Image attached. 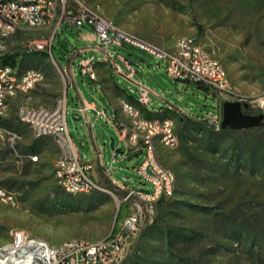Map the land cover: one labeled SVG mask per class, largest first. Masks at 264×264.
Returning a JSON list of instances; mask_svg holds the SVG:
<instances>
[{
    "label": "rangeland",
    "instance_id": "1",
    "mask_svg": "<svg viewBox=\"0 0 264 264\" xmlns=\"http://www.w3.org/2000/svg\"><path fill=\"white\" fill-rule=\"evenodd\" d=\"M68 3L71 7L81 4L121 31L160 49H171L175 37H194L228 77V90L216 98L214 108L211 95L193 84L174 81L161 65L156 66L152 55L129 45L112 46L124 73L130 71L121 59L136 64L133 71L138 69L139 75L134 73L133 80L149 90V107L156 112L168 109L155 113L139 103L135 107L144 118H170L178 141L172 149L158 147L160 163L176 177L175 194L157 205L152 222L144 225L134 249L121 264H264V124L241 131L216 127L225 101L245 104L248 114H264V0ZM86 30L93 35L91 29ZM76 31L68 21H61L51 54L26 53L23 48L26 41L48 38L50 30L22 29L8 42L5 55L15 59L17 73L36 70L43 80L10 98L0 118V128L17 136L13 148L7 139L0 143V187L14 193L18 202L16 207L0 203V246L10 243L11 230L51 245L72 239L97 241L109 234L116 216L125 211L119 203L124 188L111 182L98 164L90 193H66L54 173L58 150L53 139H34L29 127L17 117L24 105L53 106L68 83L63 69L68 71L72 62L76 76L74 86L66 92V122L73 143L80 153L94 160L92 137L96 146L104 147L103 159L112 168L113 177L127 186L138 185L131 168L143 160V154L130 151L120 141L117 129L102 118L96 119L94 112H89L91 127L82 119L73 120V110L77 93L85 103L105 109L112 118L114 109L102 97L101 88L106 96L111 92L119 95V88L136 99L140 90L119 76L115 77L117 88L112 68L106 63L95 65L98 82L81 75L79 62L90 57L100 61V56L92 49L79 57L77 52L70 54L74 47L90 45L77 41ZM207 113L217 117L203 120ZM117 119L119 124H126L120 116ZM111 138L114 148L122 152L114 153V161ZM32 155H38L36 162L28 159Z\"/></svg>",
    "mask_w": 264,
    "mask_h": 264
},
{
    "label": "built area",
    "instance_id": "2",
    "mask_svg": "<svg viewBox=\"0 0 264 264\" xmlns=\"http://www.w3.org/2000/svg\"><path fill=\"white\" fill-rule=\"evenodd\" d=\"M55 16H58V25L50 29V35L46 40H30L23 45L26 53L34 51L51 50L54 37L57 33L61 21H68L77 30V33L84 29H91L93 33V47L73 48L70 54L77 52L78 57L83 56L86 51L92 49L100 57V61H93V57L79 62V72L81 75H87L89 79L97 81L95 64L99 62L106 63L113 67V75L122 77L137 86L142 93H146L140 81L133 80V67L125 59H121L126 69L130 72L124 73L115 61L112 46L129 45L140 51L148 53L155 58L156 66H162L167 76L177 82H186L193 84L206 91L213 97L212 106H216V98L220 97L228 90L226 75H217L210 72V65H216L213 58L206 57V49L194 38L188 40H178L175 37V45L169 50L157 48L147 42H141L137 37H122L120 29L111 28L110 23L99 22L93 19V11L77 4L74 7L69 6V0H54ZM43 13V6L34 8H19L18 0H0V47L4 46L6 29L15 30V20L34 19ZM117 56V54H116ZM4 56H0V59ZM74 61V60H73ZM68 75V83H65L63 94L58 97L54 105L46 107L40 113H20L23 120H29L33 127L35 136H49L52 138L58 148L59 154L55 160L56 167L59 168L60 183L68 184L71 187H94L95 181L92 172L98 164L103 168L105 174L115 185L124 188L125 195L121 202L125 207L124 213L116 216L115 225L99 244L87 245V240H82L79 246L73 249H66V245H37L32 237L21 238L13 235L10 231V248L3 252L10 259H15L16 263L22 264H121L122 261L132 252L134 246L140 237L143 227L147 222H152L153 214L157 205L169 200L168 187L171 186L174 178L169 176V169L164 167L158 159V149L151 148L150 127H157L163 135V143H168L171 148L177 145L173 144V136H177L174 127L168 124L150 125V118H144L140 111L132 112L128 108V103H122L126 111L129 112V118L138 119V128L130 129L128 126L118 123L113 116L110 118L105 109H98L95 106H87L79 100L76 93L77 106L73 110V117L84 120L87 125L92 127L89 112H94L95 118H102L105 123L115 127L119 133L120 141L135 140V147H127L130 151H135L137 155L143 154V160L131 168L132 172L138 178L137 187L124 185L117 181L112 175V168L107 167L103 159L104 147L94 144L91 150L94 153V160L83 153H80L78 147L73 143L68 132L66 114L67 99L66 92L71 86H74L76 76L73 62L70 69H65ZM39 77L31 71L26 75L11 76L7 70H0V101L8 95L9 86H23L26 92L36 85V79ZM168 107H173L169 105ZM180 112V109H178ZM186 116L187 114L183 112ZM217 117L216 114L207 113L201 118L203 120ZM1 118V112H0ZM222 118V117H221ZM221 118L216 122V127H220ZM138 130H147L145 140H136ZM12 140V148L14 139ZM161 147V146H160ZM112 160H115L112 152ZM31 162L37 161V155L28 157ZM0 198L5 199L11 205L17 206V198L8 199L5 196V189H0ZM123 209V208H122Z\"/></svg>",
    "mask_w": 264,
    "mask_h": 264
},
{
    "label": "bare ground",
    "instance_id": "3",
    "mask_svg": "<svg viewBox=\"0 0 264 264\" xmlns=\"http://www.w3.org/2000/svg\"><path fill=\"white\" fill-rule=\"evenodd\" d=\"M40 6H43V13H39V16L36 17V20H34V19L15 20L16 32L19 30L28 29V28L29 29L33 28V29L50 30L51 28L58 25V16H55V1L54 0H18V7L19 8H34V7H40ZM93 19L98 20L99 22H107V21L99 18L98 16H96L94 13H93ZM110 26H111V28L118 29L117 27L113 26L111 23H110ZM16 32L14 31V29H6L7 38H5L4 46L0 47V56H4L6 54L8 42ZM122 37H133V36L122 31ZM176 39L188 40V39H194V37L180 36ZM40 40H46V38L40 39ZM174 45H175V41L173 43V46ZM34 52H43V51H34ZM44 52L50 53L51 50H44ZM206 57L207 58H213V60L216 64V65H210V72H214L217 75H226V83L228 84V77H227V74H226L224 68L212 56V54L207 49H206ZM7 68H8L9 73L11 74V76H18L19 75L17 73V70L15 67H12L8 64H5L4 62H2V58H1L0 59V70H7ZM31 71H33L37 75H39V77L36 79V84L40 83L43 80V75L39 71L29 70L22 75H26L27 73H29ZM63 72L65 74V69H63ZM65 75H67V74H65ZM25 91H26V89L23 86H9L8 87V95H5L4 100L0 101L1 116L6 112V109L8 106V100L10 98L15 97L19 92H25ZM122 103H128V108L132 109V112H139V110L132 103H130L128 100H122L119 103L120 111L123 113V115L128 120V124L125 126H128L130 129H137L138 128V119L129 118V112L126 111V108L123 107ZM44 108H45V106L24 105V106H21L17 112V117H18L19 121H21L22 123H25L29 127V129L31 130L33 138L36 140L40 139L42 137H46V136H35L34 137V131H33V127L31 126V122L29 120H23V117L20 116V113H40V112H42V110ZM177 112H180V111L177 110ZM180 113L185 115L183 112H180ZM160 124H168L169 127H174L172 120L168 117L164 116L163 118L157 117V118H151L150 119V125H160ZM7 133H8L9 138H12V139L17 138V136L14 133H11L9 131H5L3 128L2 129L0 128V143H2L5 139H7ZM150 136H152V138H151V148L152 149H158V147H160V146H161V148H164V149H172L170 144L163 143V135H161V133H160V131H158L157 127H150ZM47 137H49V136H47ZM146 138H147V130H138V132H136V140H145ZM7 141L12 142L11 139H7ZM177 142H178L177 136H173V144L177 145ZM126 147H135V140H126ZM29 157H31V156H29ZM37 159H38V157H37ZM53 167H54L55 177L57 178L61 188L66 193L71 194V195L88 194L94 189L95 186L93 188L92 187H85L82 189L81 187H71L68 184L60 183L59 168L56 167L55 163H54ZM169 176L171 178H174L171 186L168 187V197H169V199H171L175 194L176 177L171 170H169ZM0 189H4V188L0 187ZM5 196H7L8 199H15V194L10 192V191H7L6 189H5ZM0 203L11 205V203L7 202L5 199H2V198H0ZM12 233H13V235L19 236L21 238L32 237V240H35V242H37V245H51L43 239L30 236V235H28L22 231H13ZM103 239H107V236L100 239V240H97V241H88L87 240V245L99 244L100 241ZM82 240L83 239L67 240V241L62 242L59 245H66V249H73L74 247L79 246L80 242H82ZM9 248H10V243L0 246V264H22V263H16L15 259H10L7 256V254L3 252L4 250L9 249Z\"/></svg>",
    "mask_w": 264,
    "mask_h": 264
},
{
    "label": "water",
    "instance_id": "4",
    "mask_svg": "<svg viewBox=\"0 0 264 264\" xmlns=\"http://www.w3.org/2000/svg\"><path fill=\"white\" fill-rule=\"evenodd\" d=\"M129 64L133 68L137 67L133 62H129ZM134 73L139 75L138 69H136ZM188 100L192 101L190 98H188ZM192 102L198 104L197 102ZM245 108L246 105L240 102H223L220 129L223 131H241L260 127L264 122V114H248L244 112ZM78 120L79 119H77V121ZM109 148L114 153L122 154L119 148H114V140L112 138L109 140Z\"/></svg>",
    "mask_w": 264,
    "mask_h": 264
},
{
    "label": "crops",
    "instance_id": "5",
    "mask_svg": "<svg viewBox=\"0 0 264 264\" xmlns=\"http://www.w3.org/2000/svg\"><path fill=\"white\" fill-rule=\"evenodd\" d=\"M76 40L77 41H80V42H82L83 43V45H85V43H86V45H87V43H89L90 45H91V43H92V41H93V35L92 34H89L88 32H87V30L86 29H84V30H81L80 32H78L77 33V31H76ZM75 41V40H74ZM88 44V45H89ZM87 46V47H91V46ZM84 47V46H83ZM16 62V61H15ZM100 63H103V62H99V63H97V64H95V65H98V64H100ZM18 65H17V63L15 64V66L14 67H16V68H18L17 67ZM110 66V65H109ZM112 68V67H111ZM112 71H113V68H112ZM145 71H147V70H145ZM95 72H96V69H95ZM113 77H114V80H113V83H114V85L116 86V84H115V76L114 75H112ZM98 78V77H97ZM98 80V79H97ZM136 81V80H135ZM96 82H98V81H96ZM117 87V86H116ZM144 87V86H143ZM118 88V87H117ZM145 89H146V93H142L141 91H140V93H139V97L136 99V98H133L132 96H130L131 98H129L128 96L129 95H126L125 93H124V91L123 90H120L119 88H118V91L120 92V94L119 95H115V94H111V93H108V95L106 96L103 92H102V88H101V95H102V97L103 98H106L107 99V101L111 104V106L113 107V109H114V116H115V118L117 119V116H120V119L121 120H123L126 124H122V125H127L128 124V120H127V118L123 115V113L120 111V108H119V103L122 101V100H128L130 103H132L134 106H135V104L136 103H139L143 108H145L146 110H149V111H151V112H155V113H163L165 110H167L168 108H163L160 112H156L154 109H152V108H150L149 107V100H148V98H147V93L149 92V90L146 88V87H144ZM109 96V97H108ZM77 99V98H76ZM79 100L80 101H82L85 105H87V106H94V104H87V103H85L83 100H82V98L80 97V95H79ZM173 109V108H172ZM77 119L78 118H75V117H73V120H75V121H77ZM118 120V119H117ZM79 121V120H78ZM90 126V125H89ZM91 141H93V139H92V137H91V139H90ZM54 141V140H53ZM55 143V142H54ZM56 145V144H55ZM91 146H93V143L90 145V149H91ZM57 147V146H56ZM57 150H58V148H57ZM58 154H59V151H58ZM37 157H38V155H37ZM58 157V156H57ZM38 160V159H37ZM94 170H93V172H92V175L94 176ZM118 181V180H117ZM120 182V181H119ZM121 183V182H120Z\"/></svg>",
    "mask_w": 264,
    "mask_h": 264
},
{
    "label": "trees",
    "instance_id": "6",
    "mask_svg": "<svg viewBox=\"0 0 264 264\" xmlns=\"http://www.w3.org/2000/svg\"><path fill=\"white\" fill-rule=\"evenodd\" d=\"M2 62H4L5 64L10 65V66H12V67H14L15 64H16L15 59L12 58V57H10V56H7V55H5V56L2 58ZM128 97L131 98L130 96H128ZM263 124H264V122H263Z\"/></svg>",
    "mask_w": 264,
    "mask_h": 264
}]
</instances>
